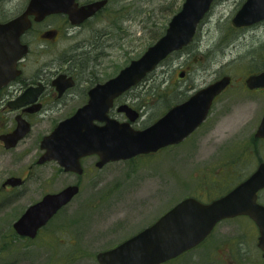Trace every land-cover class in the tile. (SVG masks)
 <instances>
[{"label": "rangeland", "instance_id": "obj_1", "mask_svg": "<svg viewBox=\"0 0 264 264\" xmlns=\"http://www.w3.org/2000/svg\"><path fill=\"white\" fill-rule=\"evenodd\" d=\"M19 1L6 4V10L14 11ZM244 1L215 0L192 43L171 54L122 98L137 106L149 101L136 123L139 128L195 90L221 76L231 77V86L217 98L206 122L183 143L156 155L87 172L79 193L31 242L17 237L12 223L43 192L58 191L69 180L54 169L38 170L43 180L31 181L30 196L7 205L0 198V264H98L97 253L148 227L182 199L194 196L209 201L222 195L264 161V140L254 136L264 109V91L247 92L243 85L249 73L264 68V21L234 27L231 19ZM183 2L113 0L107 8L114 14L108 25L100 23L75 39L59 40L48 54L62 59L64 49L68 52L82 39L92 41L94 29L106 27L100 63L107 71L113 69L115 76L163 35ZM161 91L164 99L158 100ZM10 163L0 165V184L7 173H14ZM215 235L217 247L206 242L166 264L264 263L255 230L245 219L221 222Z\"/></svg>", "mask_w": 264, "mask_h": 264}, {"label": "water", "instance_id": "obj_2", "mask_svg": "<svg viewBox=\"0 0 264 264\" xmlns=\"http://www.w3.org/2000/svg\"><path fill=\"white\" fill-rule=\"evenodd\" d=\"M214 0H184L179 11L169 20L164 34L136 59L119 70L114 78L89 91V101L70 118L59 123L42 140L45 150L40 163L56 161L65 171L82 173L79 159L97 154L98 167L111 161L128 160L141 154L182 142L206 119L214 98L229 84L224 76L200 88L182 103L171 107L164 115L144 129H134L132 123L138 113L123 104L118 108L127 118L125 122L109 119L107 112L113 99L139 84L169 55L192 43L197 27L209 13ZM106 0L77 7L75 0H30L26 11L5 24H0V84L7 82L4 74L13 69L16 59L26 52L18 37L29 26L27 15L37 18L65 12L74 24L91 16L104 6ZM264 21V0H245L231 19L236 28L248 27ZM15 50L13 56L9 53ZM183 73H180V77ZM249 89L264 88V71L246 79ZM94 121L103 123L95 124ZM28 131L19 123L16 129L1 139L14 146ZM264 139L263 116L254 134ZM19 184L18 178L8 180ZM264 188V161L243 182L224 196L204 204L185 198L160 216L150 226L129 237L115 247L96 254L98 264H163L198 245L222 219L247 215L258 229L257 247L264 259V206L256 203L257 191ZM77 186H68L56 194H48L29 206L13 223L19 236L33 238L56 212L78 194Z\"/></svg>", "mask_w": 264, "mask_h": 264}, {"label": "flooded vegetation", "instance_id": "obj_3", "mask_svg": "<svg viewBox=\"0 0 264 264\" xmlns=\"http://www.w3.org/2000/svg\"><path fill=\"white\" fill-rule=\"evenodd\" d=\"M13 1L14 0H0V24H5L10 20L24 14L30 0H17V2L19 1V4L17 5L18 7L15 8L14 11L9 12L6 10V4H9ZM95 1L100 0H75V3L77 7H81ZM112 2L113 0H106V3L103 7L98 9L91 16L84 18L81 22L76 24H73L70 21L68 14L65 12L48 14L42 18H37L33 14L26 16L29 21V26L24 29L18 37L19 44L26 47V52L14 61L12 70H10L9 73L4 74L9 80H7V82L4 84H0V165H6V161H9L11 163L8 167L14 172L7 173L8 175L1 182L0 198L2 204L7 205L6 203L30 196L33 190L31 181H42L43 178L41 175H38V172L45 168L57 170L59 174L69 177V180L66 185L58 191L43 192L41 197L28 205L15 219V221H17L22 216L29 206L42 200L44 196L48 194H56L68 186H77L78 190L80 191V183L82 182L81 179L87 172L91 173L94 169L100 170L108 164L115 163L114 161H111L103 164L101 167H98V163L100 162L99 156L97 154L86 155L79 159L82 173L77 174L76 172L65 171L54 160L45 161L42 163L39 162L41 156L45 152V150L41 148L42 140L50 135L59 123L72 117L78 109L82 108L88 103L89 91L91 89L114 78L113 69L112 71H107L102 68L100 63V58L105 54L103 49H106V27H102L101 30L94 29L92 41L82 39L80 42H75V46L71 47L68 52L67 49H64V52L66 53L62 56V59L50 57L48 50H51V46L58 43L59 40H63L62 42H64L75 39L79 34L85 32L87 28H95L96 26H99L100 23L103 25H108L111 21L110 17L114 15L113 12L107 11L108 5ZM15 52V50H12L9 55L13 56ZM263 71L264 68L256 73H249L246 76L243 81V85L247 92L264 91V88L261 87L249 89L246 87L245 83L249 76L257 75ZM229 78V85L214 98L209 113L217 98L231 86L232 79L231 77ZM136 87L137 85L116 99H113L112 106L107 112V117L109 119H115L119 122L127 121L125 114L118 111L120 105L126 104L138 113V118L132 123V127L134 129H144L164 115L168 109L165 110L154 121L146 125L143 124V126L137 128L136 123L143 115L142 108H146L148 110L149 101L147 100V103H140V106H137V104L132 102L130 103V101L122 102V98L126 94H129L130 91ZM162 95H164L163 91L159 93L158 100L164 99L162 98ZM188 97L189 96L180 100L179 103L185 101ZM133 98L134 97L131 96L130 99L133 100ZM145 104L148 105L146 106ZM206 120H204L202 124L196 128V130L199 129L206 122ZM19 123L27 124L28 131L20 140L17 141L14 146L7 147L9 143L3 141L1 137L11 134ZM94 123L98 125L103 124L97 121H94ZM196 130H194V132ZM188 137H186L179 144L183 143ZM168 147H163L148 154H141L128 160H120L116 162H129L139 157L156 155ZM260 162L261 161H259L258 164ZM6 167L4 169H6ZM253 171H251L250 174ZM247 177H245L242 181H244ZM11 178H18L20 183L12 185L8 182V180ZM242 181H239L222 195L212 198L209 201H205L204 199L194 196L191 198H194L201 203L207 204L224 196ZM95 184L97 185V181ZM263 194L264 188L256 193V203L261 206H264V196H262ZM67 205L60 208L44 226L39 228L35 237L33 238L19 236L16 234L13 229V223L15 221L12 223V230L20 239L33 242L42 235L50 221L55 218L57 214ZM236 219H245L251 224L255 230L257 241L258 229L254 221L247 215H238L232 218L220 220L214 226L209 235L195 248L206 242L212 241V246L217 247L220 243H217L219 241H217L215 238V233L219 227V224L224 221ZM219 232H222V230ZM46 242L49 243V241ZM191 250L182 253L176 259L182 257ZM261 258L264 261L262 252Z\"/></svg>", "mask_w": 264, "mask_h": 264}]
</instances>
